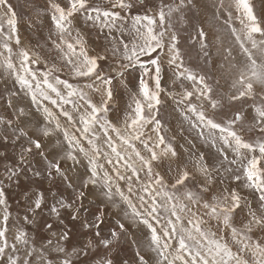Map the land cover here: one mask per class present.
<instances>
[{
    "label": "snow or ice",
    "instance_id": "snow-or-ice-1",
    "mask_svg": "<svg viewBox=\"0 0 264 264\" xmlns=\"http://www.w3.org/2000/svg\"><path fill=\"white\" fill-rule=\"evenodd\" d=\"M135 7L47 0L48 36L30 46L15 6L0 0V264H85L99 249L96 264H116L121 241L133 256L119 264H264V14L252 0ZM208 11L227 37L204 27ZM181 18L202 64L185 62ZM169 101L196 139L232 157L194 151V141L179 151L165 130ZM246 120L260 140L244 135ZM71 222L92 238L73 245ZM30 228L47 233L43 243Z\"/></svg>",
    "mask_w": 264,
    "mask_h": 264
},
{
    "label": "rangeland",
    "instance_id": "rangeland-1",
    "mask_svg": "<svg viewBox=\"0 0 264 264\" xmlns=\"http://www.w3.org/2000/svg\"><path fill=\"white\" fill-rule=\"evenodd\" d=\"M136 7L132 10V15H135L137 11L141 8V0H133ZM149 4V7H151L153 4H159L160 0H145ZM177 0H165V3H172L175 4ZM227 3V0H225ZM255 6V10L257 12V15L264 14V0H252ZM11 3L15 6V9L17 11V14L20 18L19 20V33L21 36V39L30 46H35L37 43L43 44L44 40L47 38L49 33V26H50V19L45 11V6L47 3V0H11ZM208 4L211 5V0H201V5ZM193 12L196 15H200L202 12H204L203 7L193 9ZM207 19L205 20L204 27L207 29H211L213 33H216L219 31L223 36L227 37V33L221 28V24L223 21L221 20L220 23H217L212 18L211 11H208L206 13ZM84 18H81V25H83ZM173 23L176 24L178 30H179V36L181 38L180 43L182 50L187 53L185 56V62L189 66H195L197 64H202V59L198 58V48L199 45H193L192 42L189 40V33H192V35H195V33L192 31V28L190 25H188L187 21L181 18L180 22L177 23L174 19ZM238 23V22H237ZM95 35V33H93ZM218 60V63L216 64L215 70H220V64L223 63L222 60H219V58H215ZM209 68L212 66L209 65ZM199 70V69H197ZM223 74L227 75V69L223 71ZM139 75L138 66L135 69H129L128 73L125 75V80L129 81V87L135 84L136 78ZM172 73L167 67H165L163 80L166 87L171 88V79ZM188 83V82H186ZM221 84H224V81H221ZM0 86H3V80L0 79ZM227 91V88L224 89ZM121 96H118L117 102L120 105L121 108L126 107L128 103V96L126 94L125 89L121 86L120 87ZM165 98L162 97V100ZM235 107H240L239 103L235 105ZM166 111L163 113L164 120H165V130L167 131V135L169 137L175 135L176 136V145L178 147L179 151H183L182 149H179V145H184L185 147H188V141H194L196 144V148L194 151H200L204 152L206 155H214L217 151V148L223 147L227 149V152L229 153V158L232 157L231 149L227 148V145H221L217 144L216 147L209 148L208 145L202 144V142L195 137V133H192L189 131L188 124L183 120V117L180 115L179 109H176V106L169 101L165 105ZM251 108V101H249L247 104L244 105L245 112H247ZM175 109V110H174ZM234 108L231 110L234 112ZM226 111L228 109L226 108ZM0 112H2V109H0ZM255 114L254 112L252 113ZM244 128L245 132L244 135L248 138H250L253 141H258L261 139V135L258 131L252 128V121L246 120L244 121ZM185 160H187V157L185 156ZM3 172V166L0 165V173ZM50 185L47 183L44 184V188H49ZM60 189L63 190L64 185H59ZM53 190H55L53 188ZM18 190H13L9 193V204L11 206V209L13 211V219L15 216V212L17 210V203L16 201L19 199V196L16 194ZM69 195L71 193L69 192ZM91 199V197L89 198ZM85 206H89V200L84 201ZM91 207L94 209L95 205H91ZM64 219L66 223L69 222V217L67 213H64ZM91 219V217H89ZM75 224V227L73 229V238H72V244L77 245L79 242H87L88 239H91V234H82L83 230L80 228L78 222H71L69 223V227H72V224ZM107 223H111V220L108 219ZM103 231L107 232V227L103 229ZM30 235L36 236V243L39 245L40 243H43L41 240V236L47 235V233L43 230H36V229H29ZM131 239V237L129 238ZM104 255V250L99 249L98 251L91 252L87 259L85 260V264H96V261L102 258ZM113 258L116 264H119L120 261L124 259H129L133 256V246H130L128 243H124L121 241L120 244H117L113 247L112 253L110 254Z\"/></svg>",
    "mask_w": 264,
    "mask_h": 264
}]
</instances>
